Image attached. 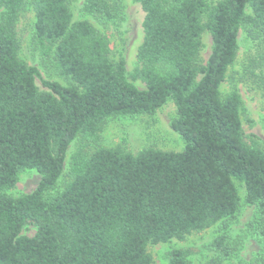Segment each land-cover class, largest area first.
<instances>
[{"label":"trees","instance_id":"obj_1","mask_svg":"<svg viewBox=\"0 0 264 264\" xmlns=\"http://www.w3.org/2000/svg\"><path fill=\"white\" fill-rule=\"evenodd\" d=\"M71 1L0 0V264H152L149 243L183 241L234 218L236 182L254 206L247 230L261 246L255 264H264V151L244 138L237 91L220 92L241 28L260 45L264 89V0H132L144 17L130 76L143 90L128 80L124 60L112 59L106 36L73 20ZM26 2L34 43L65 85L19 58L16 23ZM82 11L113 19L109 0H82ZM204 32L211 51L200 63ZM168 99L181 151L100 144L107 120L151 116ZM26 170L40 177L35 189L10 196ZM26 226L32 236L21 234ZM239 242L222 233L207 249L229 259ZM167 264H189L187 251L171 250Z\"/></svg>","mask_w":264,"mask_h":264},{"label":"rangeland","instance_id":"obj_2","mask_svg":"<svg viewBox=\"0 0 264 264\" xmlns=\"http://www.w3.org/2000/svg\"><path fill=\"white\" fill-rule=\"evenodd\" d=\"M218 0H210L215 3ZM112 20L85 14L82 11V0H73L69 3V10L74 21L83 20L91 24L99 33L106 36L111 47L113 60L122 58L128 80L138 89L143 90L144 84L133 80L131 74L138 67L136 53L143 39L142 21L144 13L138 3L132 0H109ZM249 13V9L246 10ZM34 11L29 2L24 3L16 23V32L19 42V58L28 66L35 67L45 80L56 81L62 85L67 83L54 69L51 57L41 55L38 46L34 43L33 26ZM238 51L235 62L228 69L224 82L220 86L222 95L235 89L241 101V122L244 138L248 141L254 136L259 147L264 151V89L260 86L258 74L261 69L258 51L260 45L252 41L241 28L238 35ZM211 51V37L208 32L202 35V49L200 63H205ZM251 59L255 65L252 66ZM39 89H43L39 80H36ZM176 116V110L171 99L151 115L116 117L105 123L100 144L104 147H119L135 154L144 148H155L161 151H181L183 141L175 133L170 123ZM71 144L66 162L73 151ZM67 169V163L65 170ZM39 175L35 170H26L19 174L14 188L8 191L12 197H19L31 193L39 182ZM236 188L241 199V206L234 218L224 223H218L201 232H193L183 241L171 239L167 243H149L146 247L151 256L152 264H167L168 253L173 249L187 251L189 264H203L210 259H215L220 264H255L261 246L252 237L247 225L255 215L254 206L244 203L245 190L236 182ZM35 233L33 226H26L21 234L32 236ZM227 233L231 239H240L238 253L229 259H217L216 255L207 249V245L214 237Z\"/></svg>","mask_w":264,"mask_h":264}]
</instances>
